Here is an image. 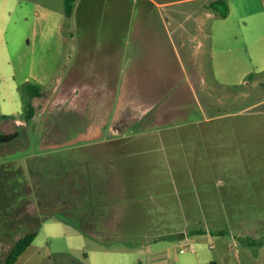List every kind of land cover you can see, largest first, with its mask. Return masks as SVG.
<instances>
[{
  "label": "rangeland",
  "instance_id": "1",
  "mask_svg": "<svg viewBox=\"0 0 264 264\" xmlns=\"http://www.w3.org/2000/svg\"><path fill=\"white\" fill-rule=\"evenodd\" d=\"M229 3L227 19H171L142 0H75L71 16L0 0V134H15L0 174L25 179L0 264L32 230L14 264H264V6ZM150 12L159 62L137 80L127 29ZM26 85L42 93L28 120Z\"/></svg>",
  "mask_w": 264,
  "mask_h": 264
},
{
  "label": "crops",
  "instance_id": "2",
  "mask_svg": "<svg viewBox=\"0 0 264 264\" xmlns=\"http://www.w3.org/2000/svg\"><path fill=\"white\" fill-rule=\"evenodd\" d=\"M211 0H142L144 2L143 6L148 11V4H152L153 7H155L157 11V15L161 17V12H166L167 15L171 19H173L176 16L185 14L186 11L188 12H194L196 16L199 15V12L202 16L207 17L209 19H215L217 17H220L217 12H215L213 9L209 7V2ZM230 0H227L228 4V15L225 18L221 19H227L231 14V4L229 3ZM264 6V0H261ZM200 2V3H199ZM198 3V4H197ZM183 5L182 7H179ZM247 7V6H246ZM264 11V9H262ZM194 13H189V15H195ZM240 13V12H239ZM241 16H252L256 13L255 10H248V7L245 8V11L241 12ZM149 15H152L150 12L148 14L147 19L142 24H138L136 26H131L127 30L128 32H133L136 36V42H135V69L132 74H134L135 78L137 80H149L150 77H154L157 66L158 65V55H159V45H160V36H159V25L156 23L150 22ZM246 23V22H244ZM179 26L175 28V32H177ZM208 29L205 28L204 31H207ZM183 38V35L180 36V39ZM127 44V43H126ZM125 44V45H126ZM243 48H246L244 46ZM127 47H124V45L121 47V51L119 56L126 55ZM248 62L251 61L250 56L247 53L246 56ZM111 56L109 59V63L107 65V72L114 73V71L118 72V68L116 66V62L111 63ZM111 63V64H110ZM110 64V66H109ZM115 66H111L114 65ZM121 72V71H120ZM17 122V123H16ZM20 121L15 120V125H18ZM21 123V122H20ZM22 125V124H21Z\"/></svg>",
  "mask_w": 264,
  "mask_h": 264
},
{
  "label": "trees",
  "instance_id": "3",
  "mask_svg": "<svg viewBox=\"0 0 264 264\" xmlns=\"http://www.w3.org/2000/svg\"><path fill=\"white\" fill-rule=\"evenodd\" d=\"M75 0H64L65 13L67 16H71L74 9ZM209 7L213 9L221 18H225L228 15L227 0H211ZM25 93L24 99V112L23 118L25 120L30 119L35 113V109L32 105V99L40 97L42 95L40 89L36 85H26L23 87ZM3 118L8 119L7 116ZM10 172V174L8 173ZM13 172V173H11ZM22 173H18L12 169L4 168L3 174H0V223L3 222V214H11L14 210V200H19L25 186V179H21ZM50 188V187H48ZM48 190V189H47ZM53 190V188H51ZM55 190V189H54ZM49 197V196H48ZM59 218L62 216L57 215ZM37 235V230H32L25 233L19 238L11 247L7 256L5 257L3 264H14L21 254L30 246Z\"/></svg>",
  "mask_w": 264,
  "mask_h": 264
},
{
  "label": "water",
  "instance_id": "4",
  "mask_svg": "<svg viewBox=\"0 0 264 264\" xmlns=\"http://www.w3.org/2000/svg\"><path fill=\"white\" fill-rule=\"evenodd\" d=\"M15 134H0V142L9 141L14 137Z\"/></svg>",
  "mask_w": 264,
  "mask_h": 264
},
{
  "label": "built area",
  "instance_id": "5",
  "mask_svg": "<svg viewBox=\"0 0 264 264\" xmlns=\"http://www.w3.org/2000/svg\"><path fill=\"white\" fill-rule=\"evenodd\" d=\"M190 251H192V248H191V250ZM181 252H184V249H181Z\"/></svg>",
  "mask_w": 264,
  "mask_h": 264
},
{
  "label": "flooded vegetation",
  "instance_id": "6",
  "mask_svg": "<svg viewBox=\"0 0 264 264\" xmlns=\"http://www.w3.org/2000/svg\"><path fill=\"white\" fill-rule=\"evenodd\" d=\"M16 134H17V133H16ZM3 223H4V222H3ZM4 228H5V227H4ZM0 232H1V231H0ZM10 249H11V248H10ZM9 251H10V250H9ZM9 251H8V252H9ZM7 254H8V253H7ZM6 256H7V255H6ZM3 263H4V262H3Z\"/></svg>",
  "mask_w": 264,
  "mask_h": 264
}]
</instances>
